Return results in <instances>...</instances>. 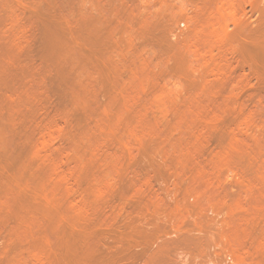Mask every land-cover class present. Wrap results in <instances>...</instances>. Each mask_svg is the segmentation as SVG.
I'll list each match as a JSON object with an SVG mask.
<instances>
[{
	"label": "rangeland",
	"instance_id": "rangeland-1",
	"mask_svg": "<svg viewBox=\"0 0 264 264\" xmlns=\"http://www.w3.org/2000/svg\"><path fill=\"white\" fill-rule=\"evenodd\" d=\"M0 264H264V0H0Z\"/></svg>",
	"mask_w": 264,
	"mask_h": 264
},
{
	"label": "bare ground",
	"instance_id": "bare-ground-1",
	"mask_svg": "<svg viewBox=\"0 0 264 264\" xmlns=\"http://www.w3.org/2000/svg\"><path fill=\"white\" fill-rule=\"evenodd\" d=\"M60 173H61V172H60ZM61 176H62V179H63L62 181H63L64 183L67 182V183H66V186H67L68 183H69V180H68L69 178H68L67 176H66V178H64L65 176H63V175H61ZM61 176H59V177L61 178ZM64 180H65V181H64ZM69 185H70V183H69ZM167 187H168V186H167ZM68 188H69V187H68ZM168 192H169V191H168ZM171 196H172V195H171ZM177 239H178V238H177Z\"/></svg>",
	"mask_w": 264,
	"mask_h": 264
}]
</instances>
